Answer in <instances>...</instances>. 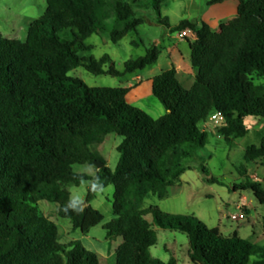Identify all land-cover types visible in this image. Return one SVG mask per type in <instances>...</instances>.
<instances>
[{"label":"trees","instance_id":"16d2710c","mask_svg":"<svg viewBox=\"0 0 264 264\" xmlns=\"http://www.w3.org/2000/svg\"><path fill=\"white\" fill-rule=\"evenodd\" d=\"M46 11L33 21L25 41L0 34V264H101L80 241L61 243L57 225L43 216L38 203L58 205V215L74 231L88 234L104 221L91 203L97 193L114 186V218L104 225L107 237L123 239L116 264H177L153 258L155 227L187 235L193 264H249L264 246L237 235L225 237L194 215L143 209L149 196L164 200L168 190L199 159L210 135L202 130L218 112L224 124L216 128L229 148L247 137L249 117L264 119V0H232L237 16L211 28L206 22L183 20L171 25L161 9L167 0H45ZM229 0H209L208 6ZM152 9L159 26L171 34L192 32L188 40L195 83L185 88L175 69L152 79L153 96L166 114L154 119L127 101L129 88H93L69 74L84 68L96 75L125 78L155 66L161 49L117 70L112 58L97 60L86 41L110 21L109 37L117 44L146 21L136 10ZM110 134L122 137L113 171L97 152ZM245 162L264 163V135L245 151ZM104 167L95 175L79 174L77 164ZM237 168L245 175L246 168ZM206 181L205 166H201ZM90 183L84 203L71 200L66 185ZM234 191H251L264 205V185L245 181ZM76 203L82 211L69 207ZM151 215L152 223L146 217Z\"/></svg>","mask_w":264,"mask_h":264},{"label":"rangeland","instance_id":"374dc122","mask_svg":"<svg viewBox=\"0 0 264 264\" xmlns=\"http://www.w3.org/2000/svg\"><path fill=\"white\" fill-rule=\"evenodd\" d=\"M129 1L132 2V0ZM146 1L148 4L149 0ZM208 1L209 0H167L162 6L161 14L163 17H168L173 26L179 24V22L183 20L199 22L200 16H206L207 18H210L211 16L215 17L218 12L223 15L224 11L219 9L220 6H208ZM135 8L146 21L143 26L138 28L137 32L128 34L119 43L114 44L109 37V27L111 26V22L108 21L105 24L100 25L97 34L93 35L86 41V44L92 46L93 50L88 54H81V56L92 55L95 59L99 60L104 55H109L117 70L123 72L125 62L144 56L146 50L155 45L160 49L164 48L165 44H167L168 36L171 38L170 41L174 39L182 44L186 41L188 42V40L194 41L196 39V37L190 32H187V35H182L181 33L171 34L164 27L159 26L157 22V14L151 8H138L136 6ZM45 11V0H0V34L7 39L25 41L30 24L42 17ZM234 18L235 16L222 17L219 24L213 25L214 23H212L211 26L216 30L220 24L226 23ZM211 22L213 21L211 20ZM156 41H160L164 45L155 44ZM165 66L166 60L165 54H163L160 56L158 64L153 66V70H150L149 68L145 70L147 72L143 71L141 73L128 75L125 78H117L109 75L96 76L87 72L82 67L72 71L69 76L79 78L89 87L93 88H129L136 87L137 83L133 81V78L137 75L140 74L144 78H148L152 74L157 76ZM129 93L131 94L128 96L130 101L128 102L134 107L145 111L154 119L160 118L166 114L164 106L155 97L152 96L150 98H145V95L138 92L133 93L131 90ZM141 99L142 101L138 103H132V101H139ZM160 110L162 113H160ZM246 124L250 128V134L240 140V147L234 146L231 148L228 160L235 168H241L242 172V167L247 169L245 175L239 173V181H236V185H240L245 181L259 182L264 185V163L259 161L253 164H247L244 158L245 148L260 143V140L264 135V122L259 118L249 117L246 119ZM256 128H259V135H256ZM212 129H214L215 132L217 131L216 128ZM122 140V137L116 134H110L100 146L96 147L97 152L104 158L107 166L113 171L116 169L119 161V153L116 149ZM227 163L226 155L223 154L222 151H218L211 163L207 160L204 162L193 161L191 163L196 169L188 171L184 179H188L191 189L196 194L211 193L213 195V198L203 200L200 204L201 206H198L196 201L187 202L186 205L184 203L186 200V194L178 199H174L171 195L168 200L165 199L163 201L150 197L146 201V206L157 204L162 210L178 214L193 212L200 207L201 209H199V212L210 210L215 220L218 219L219 215L222 216L224 213L222 220L223 226L235 228L237 224L231 222L229 217L230 215L237 213L234 205L238 202L239 195L244 194L255 200L253 193L251 191L241 190H239L238 193H235L226 184L208 183L205 179V175L201 171V166L203 165L208 171V178H220L223 166L225 167ZM73 170L79 174L93 176L99 169L95 164H77L73 167ZM222 180L225 183L228 181L226 177H222ZM90 186V183H82L79 187L73 186L72 184L66 185L71 193V200L80 203L85 202ZM114 193L115 188L111 185L96 195L91 205L94 209L103 214L104 221L99 226L91 229L88 234H84L79 230L74 231L70 221L63 219L58 215L57 204L41 201L38 203V209L43 216L57 225L61 243L68 245L72 241H80L87 250L98 255L101 264H116V250L123 243V239L121 237L114 239L108 238L107 231L104 229V225L114 218L112 208ZM262 208L263 209H261L259 213L260 216H262V219L257 225V230H259L261 234L264 231V206ZM148 218H151V216ZM157 231L159 233V245L151 250L152 256L156 259L164 255L165 244L170 245L177 243L179 245H185L188 241L186 234L179 231L172 232L161 228H157ZM259 245L264 246V238H260Z\"/></svg>","mask_w":264,"mask_h":264},{"label":"crops","instance_id":"0c3cea01","mask_svg":"<svg viewBox=\"0 0 264 264\" xmlns=\"http://www.w3.org/2000/svg\"><path fill=\"white\" fill-rule=\"evenodd\" d=\"M218 6H220L219 9L224 11L223 15H221V13L218 12V13H216L215 17L211 16L210 18H207L206 16H200L199 21H204L211 28H213L211 26L212 23H214L213 25L219 24L220 23V19L222 17L224 18V17H233V16L236 17L237 16L238 3L236 1L229 0V1H226V2H224L222 4H218ZM211 20L213 22H211ZM170 39L171 38L168 36L167 44H165V47L161 49V51H162L161 55L165 54V60H166V66H165V68L163 70H161V73L166 71V70L175 69L181 84L185 88L191 89L192 86L195 83L196 74H195V71H194V69L192 67V63H191V50H190L189 43L186 41L184 44H182V43H178V41H175L174 39L172 41H170ZM155 44H162V43L160 41H156ZM163 45L164 44H162V46ZM159 59H160V57H159ZM157 64H158V62H157ZM152 68H154V67H152ZM152 68H150V70H153ZM145 72H147V71H145ZM154 77H155V74H152L148 78H144L142 75L139 74L135 78H133V81L137 83L136 87L135 86L134 87H129V89L133 93L138 92V93H141V94L145 95V98H150V97L153 96V93H152V79ZM130 94L131 93H129L127 95V101H129L128 96ZM140 101H142V99L139 100V101H132V103H135V102L138 103ZM160 113H162L161 110H160ZM259 119H261V118H259ZM261 120H262V122H264L263 118ZM245 123H246V121H245ZM248 129H249V134H250V128L248 127ZM255 130H256V135H259V131H258L259 128H256ZM208 134L210 135L209 142L206 145L205 150L199 153V159H197L196 161L197 162H200V161L204 162V161L207 160V161H209V163H211L212 160L214 159V156L217 155L218 151H222V153L226 155L228 163L225 165V167L223 166L221 177L220 178L213 177V178L218 181L217 184H221V185H225L226 184L229 188H231L233 190V192L238 193V191H234L233 188L236 185V181L237 180L239 181V179H238L239 178V172L237 171V168H235L234 166H232L229 163V160H228L229 159V154L231 153V148H229L226 145V143L223 141V138L222 139H218L217 138V135H216V132L214 131V129L211 128L210 131H208ZM240 140L236 141L234 146H239L240 147L241 146L240 145L241 144ZM246 149L247 148H245L244 151H246ZM242 168H245V167H242ZM195 169H196V167L191 165V170L190 171L195 170ZM187 172H185L181 176V180H180V183L178 185L169 188L168 196L165 199L168 200V198H170L171 195L174 197V199H178V198H182L186 194V200L184 202L185 204L187 202H195L196 201L198 206H201L200 204L202 203L203 200L211 199V198H213V195L211 193H208V194H196L191 189L190 182L188 181V179H184V177L186 176ZM222 177H226L228 179L227 183H225L222 180ZM242 196L246 197L247 202H248L249 218H248L247 221L237 224V226L235 228H233V227L228 228L226 226H223V221L222 220H223V217H224V213L222 214V216L219 215L218 219L215 220L214 216L212 215L210 210H208V211L204 210V211H200L199 212V209H201L200 207L197 208L196 210H194L193 212L191 211V212H188L186 214H178V213H175V212L162 210L161 208H159L157 206V204L156 205H152V206H146V201L150 197L157 198L155 196H149L144 201L143 209L146 210V209H149V208H152V207H157L163 213H169V214H173V215H194L201 222H203L208 228H210V229H214V228L219 229L221 234L223 236H225V237H232L233 235H237L238 237H240L242 239L251 240L254 244L259 245L260 238L261 237L264 238V231L261 234L260 231L257 230V225L259 224L260 220L262 219V216H260L259 213H260V210L263 209L262 207L264 205H261L256 200L255 197H254L255 198V200H254V199H251L250 197H248V196H246L244 194H240L239 195V199ZM239 199H238V201H239ZM159 201H163V200H159ZM236 203H235V205H236ZM235 209H236V207H235ZM150 216L151 215H148L146 217V219H147L148 222L152 223V221H153L152 216H151V218H148ZM154 230H155V232L157 234L158 242H157L156 246H158L159 245V233L157 231V227H155ZM167 231H172V230H167ZM172 232H178V231H172ZM156 246H154V247H156ZM154 247H152L150 249V253H151V250ZM189 253H190L189 241H187V243L185 245L184 244L183 245H179L177 243L170 244V245L165 244L164 245V255L160 256L157 259L161 260L162 262L167 263L172 258H174L177 261V264H193L191 262ZM261 260H262V256L261 255H256V256H253L251 258L249 264H255V263H257V262H259Z\"/></svg>","mask_w":264,"mask_h":264},{"label":"built area","instance_id":"2783aa9c","mask_svg":"<svg viewBox=\"0 0 264 264\" xmlns=\"http://www.w3.org/2000/svg\"><path fill=\"white\" fill-rule=\"evenodd\" d=\"M186 31L183 32L182 35H187ZM193 36H195L192 32H190ZM196 37V36H195ZM224 124V118L221 113L215 112L210 115L209 119L203 124L202 128L204 132L210 131L211 128H220ZM218 139H222V137L217 136ZM237 213L230 215L231 222L235 224H239L245 222L249 218L248 213V202L246 197L242 196L239 201L235 205Z\"/></svg>","mask_w":264,"mask_h":264},{"label":"water","instance_id":"95a60500","mask_svg":"<svg viewBox=\"0 0 264 264\" xmlns=\"http://www.w3.org/2000/svg\"><path fill=\"white\" fill-rule=\"evenodd\" d=\"M94 164L99 170L104 167V164L100 161H94Z\"/></svg>","mask_w":264,"mask_h":264},{"label":"clouds","instance_id":"9594fccd","mask_svg":"<svg viewBox=\"0 0 264 264\" xmlns=\"http://www.w3.org/2000/svg\"><path fill=\"white\" fill-rule=\"evenodd\" d=\"M69 207H71L73 209H76L77 211H82L83 210L82 208H79L76 203L70 204Z\"/></svg>","mask_w":264,"mask_h":264}]
</instances>
